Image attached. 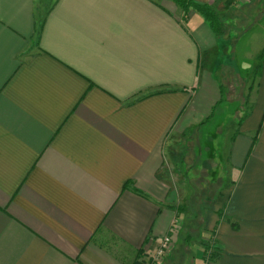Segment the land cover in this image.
<instances>
[{"label": "crops", "instance_id": "obj_1", "mask_svg": "<svg viewBox=\"0 0 264 264\" xmlns=\"http://www.w3.org/2000/svg\"><path fill=\"white\" fill-rule=\"evenodd\" d=\"M193 1L222 35L171 0H0V264H147L165 235L161 264H264V59L229 82L245 115L214 78L264 0Z\"/></svg>", "mask_w": 264, "mask_h": 264}, {"label": "rangeland", "instance_id": "obj_2", "mask_svg": "<svg viewBox=\"0 0 264 264\" xmlns=\"http://www.w3.org/2000/svg\"><path fill=\"white\" fill-rule=\"evenodd\" d=\"M51 2L52 0H49L47 6H50ZM262 14L264 15V11H262ZM262 14L258 15V12H255L252 17H245L239 20L240 23L232 25L228 33L229 38L220 39L221 46L219 48V55H217L218 59L214 71V78L225 86L223 94L224 101L221 109L223 106H232V108H235L234 110L232 109L233 113H231V107L228 111L224 112L227 118L233 116L236 112L238 116L245 115L250 107L249 105H251L252 93L249 94L248 100L244 98V102H240L231 95L228 96L227 89L230 88L229 82L233 80L232 78L248 82V77H252L251 82L254 81L253 75H256L255 68L257 62H259L260 56L264 54V16L262 17ZM233 50L234 52H232ZM205 67H207V65L204 63L203 70ZM234 70L237 73H235ZM218 113L216 115H218ZM217 118L218 117L215 116L214 123H218L219 119ZM216 137V132H211V134L206 133L205 138H207V142L209 138H211V141L208 145L203 143L204 157L209 158L213 155H217V153H215L217 151V145L214 141ZM174 140L175 138H170L169 145L173 150H176V143ZM167 141H169V138ZM170 180V185L174 188L175 192V189L178 188L179 178L174 171L170 173ZM195 195L197 196V194ZM175 221L177 227L180 223L178 219ZM149 263L150 262L147 264Z\"/></svg>", "mask_w": 264, "mask_h": 264}, {"label": "trees", "instance_id": "obj_3", "mask_svg": "<svg viewBox=\"0 0 264 264\" xmlns=\"http://www.w3.org/2000/svg\"><path fill=\"white\" fill-rule=\"evenodd\" d=\"M176 7H179L182 9V11L185 14H188L191 11L199 12L202 17L204 18V21L207 23V25L210 27L212 32L217 36L222 35L225 31V27L223 22H221L220 18H218V14L209 6L206 5H199L195 3L193 0H171ZM264 54L260 56V60L258 62V65L263 61ZM259 71V66L255 68L256 74Z\"/></svg>", "mask_w": 264, "mask_h": 264}, {"label": "built area", "instance_id": "obj_4", "mask_svg": "<svg viewBox=\"0 0 264 264\" xmlns=\"http://www.w3.org/2000/svg\"><path fill=\"white\" fill-rule=\"evenodd\" d=\"M250 1L253 0H238V3L246 4L249 3ZM173 225H177V224L174 222ZM172 243L173 242L171 240L170 235H165L161 239L157 249L155 250L154 255L151 258V261H149L150 262L149 264H161L165 260V258L170 254L173 245Z\"/></svg>", "mask_w": 264, "mask_h": 264}]
</instances>
